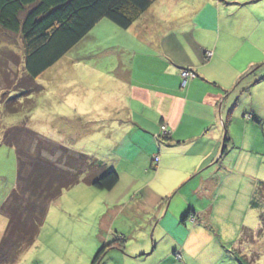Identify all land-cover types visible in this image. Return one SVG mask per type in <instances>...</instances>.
I'll return each mask as SVG.
<instances>
[{"label":"rangeland","instance_id":"obj_1","mask_svg":"<svg viewBox=\"0 0 264 264\" xmlns=\"http://www.w3.org/2000/svg\"><path fill=\"white\" fill-rule=\"evenodd\" d=\"M158 3L163 5L161 10L167 15L172 12V3L174 13L178 15L172 24L160 25L162 29L174 30L166 37L164 48L173 50L177 43L186 44L187 51L173 54L176 66L187 68L183 69L187 71L203 69L202 60L205 58V63L211 60L212 52L218 48L219 57L208 68L207 76L226 90H233L239 82L242 84L230 99L232 106L236 104V117L230 127L238 144L228 149L226 163H221L227 165L229 170L226 173L231 172L233 177L227 181L218 201L205 203V210L212 208L214 211L215 215L212 211V215L208 214L213 223L202 227L200 219L204 217L194 216L184 226H177L184 211L179 209L188 200L204 213L202 203H198L193 193L181 202L184 188L193 189V184L187 182L167 195L165 206L168 213L165 211L158 217L157 205L162 196L159 194L179 178L182 169L177 167L178 163H172L171 167L175 168L165 177L162 172L158 180H152L155 176L151 171L145 174L149 176L147 179L134 178L121 167L118 171L120 182L112 191L80 184L69 192L71 196L67 203L73 202L71 211L49 223L38 242L20 257L17 264H91L103 240L109 246L116 244V248L106 253L101 264H157L159 261L161 264H237L234 250L240 257H248L251 264H264V240L256 241L254 235L242 238L244 228L254 231L255 235L259 228L260 211L252 208L251 200L258 185L264 183V0H159ZM151 13L158 18L154 11ZM189 22L191 25L183 29L185 26L181 24ZM105 23L96 31L99 34L97 39H94L93 30L89 34L91 39L84 38L78 48L37 81L45 88L41 94L38 90L22 89L24 48L21 35L9 34L0 28V120L4 129L22 124L25 115L5 114L3 102L16 99L23 103L30 94V99L36 101V109L31 114L27 109L24 113L30 115L28 126L32 116L35 117L32 128L29 126L33 131L74 153L105 159L103 156L109 144L102 145L94 140L100 134L94 126V95L110 91L119 74L113 70V64L120 58L128 60L120 51L126 47L124 30L108 21ZM201 38L205 45L199 47ZM207 52L210 54L205 57ZM97 65L111 67L108 72L99 74L94 71ZM183 70H179L180 75ZM246 74L248 77L240 81ZM56 79L62 82L56 83ZM181 81H184L182 76ZM64 96L89 99L90 104L82 110L83 116L43 120V116L49 114L47 110L57 105V98ZM247 112L256 113V121L244 119ZM238 116L240 119L235 120ZM49 122L54 129H43ZM246 123L250 126L246 127ZM102 124L105 125V121ZM58 130L62 134H58ZM160 135L165 137L163 133ZM55 152L54 158L46 156L54 161L61 160L63 152ZM107 155L112 156V153ZM17 177L16 152L0 142V207L15 188ZM69 195L64 194L63 199ZM129 204L134 205L133 209L128 207ZM209 216L206 215L205 219ZM57 222L58 229L54 227ZM105 223H109V232L104 229ZM7 225L8 220L0 215V241ZM160 228L170 233L169 240L175 241L174 244L167 239L158 242L155 229ZM166 259V263L163 262Z\"/></svg>","mask_w":264,"mask_h":264},{"label":"crops","instance_id":"obj_2","mask_svg":"<svg viewBox=\"0 0 264 264\" xmlns=\"http://www.w3.org/2000/svg\"><path fill=\"white\" fill-rule=\"evenodd\" d=\"M158 2L159 0L130 29L122 31L127 41L126 47L124 49L120 48V51L127 56L128 60L120 58L117 63L113 64V70L119 74L117 75L118 78H115L111 84L110 91L99 96L94 95V126L100 132L98 134L100 138L96 136L97 139L94 140L102 145L109 144L106 154L103 156L105 159L94 158L104 163L108 168L115 170L118 174L119 169L122 167L126 174L134 178L143 177L147 179L149 177L147 175L151 171L155 176L152 180H158L159 176L163 174L162 172H164L165 177L173 170L172 168H175L171 167L173 166L172 163H178L177 167L182 169L179 178L172 181V185L162 190V194H159L163 197L161 196V200L157 205L159 206L158 217H161L165 211L168 213V208L165 206L168 199L167 195L187 182L193 184V189L184 188L181 202L189 199L193 193V196L198 198V203H202L203 207L200 208L204 209V213L196 209L197 204H190L188 200L182 203V210L179 209L180 211L184 210L182 217L188 212L198 211L193 216H203L204 218L200 219V226L208 227L213 223L212 217L209 215L214 214V211L212 208L207 209L208 211L205 210L207 208L205 203L218 201V197L223 193L227 181L233 177L231 172L226 173L229 170L227 165L221 163H226L225 158L229 152L228 149L232 146L234 148L238 144L233 138V130L230 127L234 117H236V104L232 106L230 99L234 93H237L236 89L242 84L239 82L233 90H231L232 88L226 90L207 76L208 68L214 65L219 57H217V48L216 51L212 52L213 58L211 60L209 59L206 63L204 62L205 58L202 60V63H204L203 69L195 68L194 71L189 69L195 74V78L183 87L179 70L187 68L176 66L173 54L174 52L187 51L186 44L178 45L177 43L173 50L164 48L166 37L171 35L174 30L160 28V25L172 24L178 18V15L174 13L175 7L171 6L172 3L170 4L172 12L167 15L161 10L163 5H159ZM153 11L158 18L153 17L151 13ZM105 21L107 22V20H104L94 28V39L98 38L96 35L99 34L96 31L106 24ZM181 25H184L183 29H186L191 24L189 22ZM211 30L216 33L215 29L211 28ZM205 32L201 34H205ZM183 33L188 32L183 31ZM116 34H119V31H116ZM122 34L119 35L123 36ZM177 35L175 33V36ZM91 38L88 35L85 39ZM198 41L201 45L199 47L205 45L202 38ZM80 44L70 52L78 48ZM207 54L209 55L210 52L204 54L205 57ZM98 66H94V71L99 74L108 72L111 67ZM247 77L248 74L244 75L240 78V81L245 80ZM61 82V80L56 79V83ZM42 88L44 92L45 88ZM244 91H247V89ZM58 99H61V101L58 102ZM56 104L51 110H47L49 114H45L43 120H68L82 117V110L90 104V101L87 97L83 99L64 96L58 97ZM245 118L256 121V113L247 112ZM239 119V116L235 118V120ZM32 120H35L34 116H32L29 123L31 128ZM103 121H105V125L102 124ZM227 122V129L230 127V132L226 129ZM163 126H166L169 130L168 140L160 135ZM245 126L249 127L250 125L246 123ZM47 128L49 130L54 129L50 122L43 129L47 130ZM57 133L62 134L60 130ZM227 137L229 142L226 144ZM224 146H226V150L223 156ZM108 153H112V156L107 155ZM136 170L142 171V173H138ZM72 190L64 194L69 195ZM63 196L52 204L40 236L44 234L49 223H52L55 219L59 220L62 215L71 211L70 205H73V202L69 201L67 203L71 195L65 199H63ZM128 207L133 209L134 205L129 204ZM206 215L209 216L207 219H205ZM108 225L109 223L104 225L107 232H109ZM177 226L184 225L180 221ZM54 227L60 228L59 222L55 223ZM156 229L155 238L158 242L162 243L166 239L167 242L170 241V233H167L163 228L157 231ZM157 240H154V242H157ZM105 242L103 240L102 246L106 245ZM174 243L175 241L172 242V244ZM174 248L176 249V245H174ZM159 257H157L158 260L161 259ZM167 260L163 262L166 263ZM157 264H161L160 261Z\"/></svg>","mask_w":264,"mask_h":264},{"label":"trees","instance_id":"obj_3","mask_svg":"<svg viewBox=\"0 0 264 264\" xmlns=\"http://www.w3.org/2000/svg\"><path fill=\"white\" fill-rule=\"evenodd\" d=\"M158 0H0V28L21 35L24 57L22 89L43 88L36 81L86 38L102 21L107 20L121 30L130 29ZM25 75V76H24ZM20 84V82H19ZM18 85V84H17ZM26 95L24 102L5 100V114H24L22 124L4 129L0 120V142L14 149L18 163L15 188L0 207V215L8 220L0 241V264H17L20 257L38 241L52 204L65 192L80 184L100 191H112L120 182L119 174L97 159L46 139L28 126L36 101ZM29 114H25L26 111ZM226 123V129H227ZM165 140L169 136H163ZM229 138L226 139V144ZM61 160H52L56 151ZM226 146H224L225 155ZM256 188V187H255ZM251 206L260 211L259 228H244L243 237L264 240V183L255 189ZM186 213L182 225L190 219ZM103 245L91 264H101L106 253L116 247ZM237 264H251L248 257L233 252ZM259 259H257L258 261ZM260 261V260H259ZM257 263V262H256Z\"/></svg>","mask_w":264,"mask_h":264},{"label":"built area","instance_id":"obj_4","mask_svg":"<svg viewBox=\"0 0 264 264\" xmlns=\"http://www.w3.org/2000/svg\"><path fill=\"white\" fill-rule=\"evenodd\" d=\"M181 76H182V79L184 80L183 81V87L186 86V84L191 80V79H194L195 78V74L192 72V71H187V70H183L181 72ZM162 133L169 136V130L167 129L166 126H163L162 127Z\"/></svg>","mask_w":264,"mask_h":264},{"label":"bare ground","instance_id":"obj_5","mask_svg":"<svg viewBox=\"0 0 264 264\" xmlns=\"http://www.w3.org/2000/svg\"><path fill=\"white\" fill-rule=\"evenodd\" d=\"M155 249V248H154Z\"/></svg>","mask_w":264,"mask_h":264}]
</instances>
